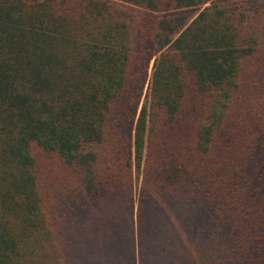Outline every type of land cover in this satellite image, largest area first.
I'll list each match as a JSON object with an SVG mask.
<instances>
[{
    "label": "trees",
    "instance_id": "16d2710c",
    "mask_svg": "<svg viewBox=\"0 0 264 264\" xmlns=\"http://www.w3.org/2000/svg\"><path fill=\"white\" fill-rule=\"evenodd\" d=\"M0 264H264V0H0Z\"/></svg>",
    "mask_w": 264,
    "mask_h": 264
},
{
    "label": "rangeland",
    "instance_id": "374dc122",
    "mask_svg": "<svg viewBox=\"0 0 264 264\" xmlns=\"http://www.w3.org/2000/svg\"><path fill=\"white\" fill-rule=\"evenodd\" d=\"M208 6H210V3L204 5L203 7H208ZM153 62H154V57H153V59L150 62V66H149V76H151V72H152V68H153ZM145 91H147V86L145 87Z\"/></svg>",
    "mask_w": 264,
    "mask_h": 264
}]
</instances>
